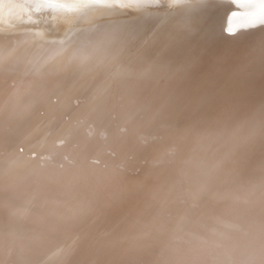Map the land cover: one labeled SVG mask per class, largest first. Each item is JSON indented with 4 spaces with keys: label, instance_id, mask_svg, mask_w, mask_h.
Masks as SVG:
<instances>
[{
    "label": "bare ground",
    "instance_id": "1",
    "mask_svg": "<svg viewBox=\"0 0 264 264\" xmlns=\"http://www.w3.org/2000/svg\"><path fill=\"white\" fill-rule=\"evenodd\" d=\"M256 8L0 0V264H264Z\"/></svg>",
    "mask_w": 264,
    "mask_h": 264
},
{
    "label": "water",
    "instance_id": "2",
    "mask_svg": "<svg viewBox=\"0 0 264 264\" xmlns=\"http://www.w3.org/2000/svg\"><path fill=\"white\" fill-rule=\"evenodd\" d=\"M224 10L223 12L229 15V19L231 16H235V13L241 12L243 10H251V7H257L259 9L260 14L264 16V0H223ZM26 11V10H25ZM25 11L24 14L26 13ZM28 11V10H27ZM51 10H49L50 12ZM222 12V15H223ZM28 13V12H27ZM26 13V14H27ZM233 20L231 19V22Z\"/></svg>",
    "mask_w": 264,
    "mask_h": 264
}]
</instances>
